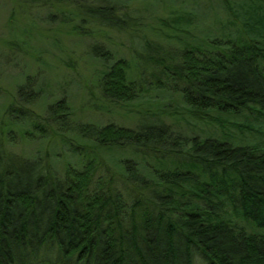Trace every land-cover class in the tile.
Returning <instances> with one entry per match:
<instances>
[{
  "label": "trees",
  "instance_id": "trees-1",
  "mask_svg": "<svg viewBox=\"0 0 264 264\" xmlns=\"http://www.w3.org/2000/svg\"><path fill=\"white\" fill-rule=\"evenodd\" d=\"M81 1L80 33L97 23L133 48L128 60L92 46L100 97L146 103L136 127L75 123L61 99L37 115L20 87L13 127L26 140L60 136L74 158L58 168L51 152L17 153L14 128L0 125V264H264V0H221L222 25L207 32L181 7L159 26ZM151 91L183 109L147 102Z\"/></svg>",
  "mask_w": 264,
  "mask_h": 264
},
{
  "label": "rangeland",
  "instance_id": "rangeland-1",
  "mask_svg": "<svg viewBox=\"0 0 264 264\" xmlns=\"http://www.w3.org/2000/svg\"><path fill=\"white\" fill-rule=\"evenodd\" d=\"M81 2L84 6L87 3L118 5L121 11H129L135 15L137 13L147 19L146 21L156 22L159 26H164L161 23L163 20L174 21L175 9L181 7L183 9L181 11L190 10L195 15L197 29L202 32L218 29L222 24L216 25L217 14L224 16L227 12L221 0H86V3L82 0ZM76 6L77 4L72 0L38 2L0 0V125L4 124V128L13 127L15 120L7 110L18 97L19 89L25 83L28 84L25 95L32 98L36 94L33 101L26 105L37 115L47 116L48 107L61 99L71 108V120L75 123L91 122L105 125L112 122L128 127H136L139 123L141 114L139 116L136 112L141 103L142 105L146 103L144 101L146 98L126 105L103 100L99 94L97 79L105 67L92 54V46L99 43L104 44L106 48L111 46L118 55L131 60L134 54L128 33L90 22H84L89 26L90 35L80 33L81 30L77 26L81 21L79 15L82 8L77 6V10ZM215 6L220 7L218 11ZM195 21L188 16L184 17L185 25L192 27L196 24ZM230 27L234 32L235 28ZM192 30L197 33L195 27ZM180 35L183 36L182 33ZM168 47L178 48L177 45L172 44ZM170 94L168 91L147 92V97L150 99H147V102L158 101L169 109L174 107L182 110L183 102ZM166 117L170 118L169 115ZM252 123L258 126L256 121L253 120ZM184 127L188 134L193 133L189 123L184 124ZM13 128L16 130L13 129L14 134L11 136L14 142L10 143L9 147L17 153L35 156L44 155L46 151L51 152V157L57 160L58 168L63 162L74 158L69 146L62 142L60 136L26 140L22 131L15 125ZM232 128L234 134L242 136L239 129ZM3 134L0 131V136L4 137ZM73 135L72 132L67 133L68 137ZM253 137L248 135L249 139Z\"/></svg>",
  "mask_w": 264,
  "mask_h": 264
}]
</instances>
